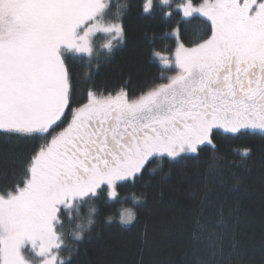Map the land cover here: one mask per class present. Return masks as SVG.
<instances>
[{
  "label": "snow or ice",
  "instance_id": "obj_1",
  "mask_svg": "<svg viewBox=\"0 0 264 264\" xmlns=\"http://www.w3.org/2000/svg\"><path fill=\"white\" fill-rule=\"evenodd\" d=\"M154 7L155 0H145L146 13ZM105 8L102 0H0V133L50 136L31 155L23 186L0 195V264H29L20 251L26 240L42 264H64L53 256L64 243L61 216L72 219L86 199L105 189L117 197L118 184L141 174L153 157L214 149L220 130L264 132V0L199 7L189 0L183 16L199 13L211 35L177 47L179 71L169 83L136 98L90 91L73 107L76 89L58 50L67 45L90 55L98 31L119 43L122 26L99 23ZM66 111L70 122L55 132ZM135 219L129 208L119 216L125 225ZM92 223H79L75 238Z\"/></svg>",
  "mask_w": 264,
  "mask_h": 264
},
{
  "label": "trees",
  "instance_id": "obj_2",
  "mask_svg": "<svg viewBox=\"0 0 264 264\" xmlns=\"http://www.w3.org/2000/svg\"><path fill=\"white\" fill-rule=\"evenodd\" d=\"M178 1L155 0L147 13L145 0L112 1L106 17L119 13L124 42L91 57L65 55L76 89L73 107L86 103L90 91L123 90L136 98L177 75V46L194 47L211 35L207 19L184 17L173 6ZM68 122L69 116L62 118L55 132ZM45 139L50 136L0 133L1 195L23 186L30 157ZM214 142V149L202 145L198 154L154 157L141 174L118 184L117 197L105 189L79 213L73 210L72 219L62 215L64 264H264V132L220 130ZM125 208L136 215L127 225L119 222ZM89 218L93 223L76 239L77 225Z\"/></svg>",
  "mask_w": 264,
  "mask_h": 264
},
{
  "label": "rangeland",
  "instance_id": "obj_3",
  "mask_svg": "<svg viewBox=\"0 0 264 264\" xmlns=\"http://www.w3.org/2000/svg\"><path fill=\"white\" fill-rule=\"evenodd\" d=\"M112 1L113 0H102V2L105 3L106 8H105L104 15L99 20V23L104 24L105 26L113 25V24L122 26V22L119 20V16H120V15H118L119 13H114L113 17H106L107 16V10L110 9ZM171 2H172V0H167V2H166V0H163V4L164 5H169ZM188 2H189V0H180L178 2H174L173 6L175 8H178V9L182 10V6L184 4H186V3H188ZM256 2L259 3L260 0H256ZM192 4H193L194 7H199L200 6V5L194 4L193 2H192ZM115 11H116V9H115ZM194 14L200 15L199 13H194ZM122 29H123V27H122ZM172 35L175 36V37H179V31L175 30L174 32H172ZM109 41H111V43L113 44L112 48H115V47H117L118 45H120V44H122L124 42V34H123V39L119 43H116V41L112 39L110 34L104 33L102 31L95 32L93 34V36L91 37V46H92L93 50H92V53L90 55L89 54L78 53L75 49H70L67 45H61V47H60V49L58 51H59V54L61 55V57L63 58V60L66 63L65 55H67L69 53H72V54H75V55H83V56L91 57V56H94V55L100 53L101 51L112 50V48L109 49L107 47ZM185 47H187V46H185ZM173 57H174V60H175V54L173 55ZM66 66H67V64H66ZM67 116H69V122H70L71 115L70 114L67 115V111H66L65 117H63V118H66ZM58 123H60V122H58ZM65 127H67V125ZM247 130H259V129H247ZM59 131H61V130H59ZM186 154L189 155V154H194V153H186ZM153 158H151V159H153ZM20 251H21V254L24 256V258L29 262V264H42V258L35 251V249H33L32 244H31L30 241L26 240L25 243L21 246ZM58 253H59V250L54 252L53 256L56 258L57 261H61L62 258H61V256L60 257L58 256Z\"/></svg>",
  "mask_w": 264,
  "mask_h": 264
},
{
  "label": "clouds",
  "instance_id": "obj_4",
  "mask_svg": "<svg viewBox=\"0 0 264 264\" xmlns=\"http://www.w3.org/2000/svg\"><path fill=\"white\" fill-rule=\"evenodd\" d=\"M137 202H141V201L137 200Z\"/></svg>",
  "mask_w": 264,
  "mask_h": 264
}]
</instances>
